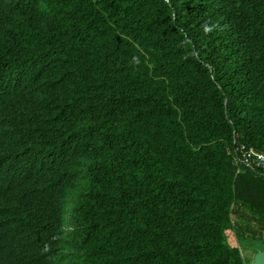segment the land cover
I'll list each match as a JSON object with an SVG mask.
<instances>
[{
    "label": "trees",
    "instance_id": "16d2710c",
    "mask_svg": "<svg viewBox=\"0 0 264 264\" xmlns=\"http://www.w3.org/2000/svg\"><path fill=\"white\" fill-rule=\"evenodd\" d=\"M252 149L264 0H0V264H243Z\"/></svg>",
    "mask_w": 264,
    "mask_h": 264
},
{
    "label": "rangeland",
    "instance_id": "374dc122",
    "mask_svg": "<svg viewBox=\"0 0 264 264\" xmlns=\"http://www.w3.org/2000/svg\"><path fill=\"white\" fill-rule=\"evenodd\" d=\"M79 195H81V192H79L76 197L74 195L69 197V205L64 225V234L66 240H69L72 247L67 249V255L77 253L81 244V239H79L81 238V226L72 213L74 210L75 199L78 198ZM226 236L231 246L238 247L241 250L242 263L253 264L254 254L256 251H258V249L262 248V242H239L234 231L227 232ZM70 264H72V262Z\"/></svg>",
    "mask_w": 264,
    "mask_h": 264
},
{
    "label": "built area",
    "instance_id": "2783aa9c",
    "mask_svg": "<svg viewBox=\"0 0 264 264\" xmlns=\"http://www.w3.org/2000/svg\"><path fill=\"white\" fill-rule=\"evenodd\" d=\"M245 166L249 169H264V154L256 152L254 149L250 150L244 155Z\"/></svg>",
    "mask_w": 264,
    "mask_h": 264
},
{
    "label": "water",
    "instance_id": "95a60500",
    "mask_svg": "<svg viewBox=\"0 0 264 264\" xmlns=\"http://www.w3.org/2000/svg\"><path fill=\"white\" fill-rule=\"evenodd\" d=\"M253 264H264V252L255 255Z\"/></svg>",
    "mask_w": 264,
    "mask_h": 264
},
{
    "label": "crops",
    "instance_id": "0c3cea01",
    "mask_svg": "<svg viewBox=\"0 0 264 264\" xmlns=\"http://www.w3.org/2000/svg\"><path fill=\"white\" fill-rule=\"evenodd\" d=\"M259 253H261V252L259 251ZM257 254H258V253H257ZM255 255H256V254H254V257H255Z\"/></svg>",
    "mask_w": 264,
    "mask_h": 264
}]
</instances>
